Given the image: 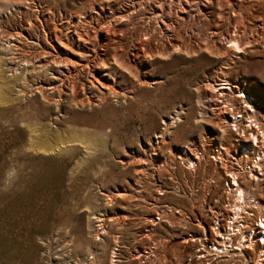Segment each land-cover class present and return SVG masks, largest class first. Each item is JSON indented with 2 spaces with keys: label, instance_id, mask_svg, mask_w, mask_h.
<instances>
[{
  "label": "rangeland",
  "instance_id": "1",
  "mask_svg": "<svg viewBox=\"0 0 264 264\" xmlns=\"http://www.w3.org/2000/svg\"><path fill=\"white\" fill-rule=\"evenodd\" d=\"M51 30L84 40L66 35V49ZM234 32L243 48L228 55ZM59 45L81 59L71 79L86 83L90 106L31 86L42 78L49 88L41 68H59L54 58L68 55ZM0 56L1 88L21 76L0 88V264H149L139 254L154 237L164 238L156 264H184L200 209L225 197L211 155L243 149L210 83L232 84L235 112L241 90L264 108V0H0ZM112 81L116 93L103 84ZM41 130L50 144L86 133L97 149L43 150ZM197 151L204 158L189 168ZM253 190L264 203V181ZM168 204L182 214L165 213Z\"/></svg>",
  "mask_w": 264,
  "mask_h": 264
},
{
  "label": "built area",
  "instance_id": "2",
  "mask_svg": "<svg viewBox=\"0 0 264 264\" xmlns=\"http://www.w3.org/2000/svg\"><path fill=\"white\" fill-rule=\"evenodd\" d=\"M249 96L246 93L247 104H252L256 108V111L251 110L250 113H255L257 117V123H255V118H252L251 128L252 130H258L259 127L264 128V108L252 100L253 98L249 99ZM245 104L246 102H243L242 99V106H245ZM239 106H241V102ZM230 107L231 112H235L233 109H237V106L231 105ZM262 108L263 112L261 111ZM243 109L242 107V109L236 110L240 113V117L244 113L249 114ZM233 130L238 135L236 141L240 147L243 142L239 139L238 131L235 128ZM234 150V153L229 152L226 146L220 145L215 148L213 155H211V160L222 170L225 197L222 198L217 194L210 195L208 201L205 202V208L200 209V217L197 223L200 225L201 230L196 235L189 233L193 247L184 264H264V258H259V254H264V203L254 191H251L250 186L241 194H239V191H235V187L230 190L234 179H238L246 187L248 183L242 178L248 177L253 183L259 182L261 184L264 181V169H255L254 174L244 169L238 164L240 148ZM225 152L227 155H225ZM192 155L190 156L192 160L188 162L187 159L186 164L189 168L196 169L201 159L204 158V153L197 151ZM223 161L226 162L227 168L223 167ZM234 194L240 196L238 204L242 205L243 209L235 206L232 199ZM173 211L175 214H182L181 209L178 207L168 204L164 208V212L167 214ZM152 219L154 224H157L162 221L163 217L162 214L157 212ZM207 219H209V222L206 221ZM163 241V237H154L149 241L146 248L139 254V258L143 263H157L155 257ZM163 264H167L165 260Z\"/></svg>",
  "mask_w": 264,
  "mask_h": 264
},
{
  "label": "bare ground",
  "instance_id": "3",
  "mask_svg": "<svg viewBox=\"0 0 264 264\" xmlns=\"http://www.w3.org/2000/svg\"><path fill=\"white\" fill-rule=\"evenodd\" d=\"M107 32L108 33L109 32H112V34H110V35H114V34H116L117 31H116V28L115 27L112 28L111 26H109V27H107ZM66 35L67 36H70L71 39H74V45L79 44L81 41L84 40V34H82V33H78V34H76V33L75 34H72L71 33V34H69L68 32L67 33H64V31H63L60 34V33L56 32V30H51V32H49V38H50V40L58 41L62 46L66 47V49L67 48L69 49V48H72V46H70L68 43H66V42L63 41V39L65 38ZM76 35H77V37H76ZM86 35L89 36V32H86ZM230 35H231L230 38L229 39H226V40H228V42H230L231 44L226 46L225 52L228 55H232L233 53H239L242 50V48H243L241 46V43L239 41V38H237V36H234L235 35V32H234L233 35L232 34H230ZM106 39L109 40V41L110 40H113L114 42L117 41V39H115L113 36H108ZM141 41L142 40H140V42ZM52 46L55 49V46L54 45H52ZM62 46L59 45V50L58 51H60V53L61 52H67L68 55H66V57H64V58L63 57H59V58L58 57H55L54 58L53 64L54 65H59V68L57 70L53 66H51V68H46L48 66V64H43V66L41 68L42 69V73L47 77V80L46 81H47V84H48L49 88H47L45 86V84L42 83L43 80H45V79H42V78H39V81L41 80V82L33 83L31 86H35V88L37 89V91L38 92H41V94H43L47 99H49V101L52 100L54 102L56 100L58 101V99L59 100L65 99V98H67V96H69L71 94V96L74 98L73 100H75L74 102L78 103V105L81 104V106H87V105L90 106V104H92L93 101H92V98H90L89 96L86 95V93H87L86 92V90H87L86 83H84V82L81 83V82H79L77 80L71 79V78H73L72 72H73V70L76 67L77 62H78L76 60H78L79 58H72V57H70L69 56L70 55L69 52L67 50H64L62 48ZM174 46H175V48L178 47L177 44H175ZM79 60H81V59H79ZM3 62H4V59H3V57L0 56V64H1V66H2ZM11 62H13V61H11ZM91 67H88V68L87 67H83V70L85 71L84 73H86L89 76L90 75H93V70H92ZM51 70H54L55 71L54 72L55 73V78H53V77L50 76L49 71H51ZM20 77L21 76L18 73L17 74H11L10 75V78L9 77H6V76L2 77L6 81H4V84H2V88L0 87L1 88V91L3 93L5 91L6 92H9L12 83H14V81L17 80V79H18V81H20ZM61 82H63L64 84H66V86L65 87L63 86L62 87L61 86ZM103 84L106 85V86H108L109 89L111 90V92H113V93H116L117 92L116 91V84H115V82L112 81L111 84H105V83H103ZM210 85H211V88H213V92H215V93L218 94V96L215 97V100H217L219 102H222V104H224L220 108H222L223 111H224V109L225 110L226 109L230 110L231 107H229V105H230L229 103H230L231 99L230 98H227V96L225 97V95H228V92H231L232 93L234 91L233 90L234 87L232 86V84L230 82H227L226 81V82H222V83H210ZM239 89H241V88H239ZM70 91H71V93H70ZM229 95H232V94H229ZM212 96H214V95H212ZM221 97H224V99L221 100L220 99ZM243 97L245 98L246 97V94H244L243 91L241 90L238 93V95H237V99L238 100H241V102H242V99H243V102H246V105L245 106H242V107L245 109V112H247V114L248 113L249 114L246 115V113H245V114H242V117H240V113L239 112H235L234 113V112H231L230 111V113H231L229 115L230 120H225V122L228 121L229 126H230L229 128H233L234 129L236 127L235 129L238 131L239 136H240L239 139L242 140V142H243L242 143L243 149L241 150V152H239L240 154L238 155V164H241L242 165L244 163L245 165H243L244 167L243 166L242 167L244 169H246V170H249L252 174H254L253 172L255 171V169H258V168L264 169V128L259 127L258 130H252V128H251V126L253 124L252 118H255V123H257V117L255 116V113H250V112H251V110L252 111H256V108H254V106L252 104L248 105L247 104V102H248L247 101V98L244 99ZM249 99H250V97H249ZM37 125L39 126V124H37ZM43 129H45V128H43ZM225 129H227V128H225ZM225 129H223L224 132H225ZM41 131H43V132L36 131V134L37 135L36 134L35 135H36L37 141H40L41 143H43L41 147H40L41 144L39 142L37 143V144H40L39 147L40 148H43V150L44 149L45 150L52 149L53 151L54 150H57V149L58 150H64V149L67 150V148L70 147V143L72 141H74V142H76V141L81 142L83 144V147L85 148V151L87 152V155L90 154V153H92L94 150L97 149L98 143L95 140L89 138V136H87L88 134H86V133H82V134L80 133L79 134V133L75 132L76 130H74L75 133L74 132L72 133V131H71V133L69 132L70 134L67 135L66 138L65 137H63V138L60 137L59 138V141L56 140L55 143H52L51 142L52 144H50L49 143L50 141L48 142L47 137L44 135L45 134L44 133L45 130H41ZM98 131H101V130H98ZM83 132H85V131H83ZM96 137H97V135L95 136V138ZM72 147H73V145H72ZM225 155H227L226 152H225ZM256 159H260V161L259 162H255ZM83 160H84V158H83ZM191 160L192 159H190V157H189L188 162H190ZM84 164H86V163H84ZM223 167L224 168H227V164H226L225 161H223ZM242 179L244 181H246V182H249L252 185L251 186L250 185H247V187H246V185L244 183L241 184L238 179H234V182H233L232 186L230 187V190H233V187H235V191H239V194H241V192L245 191L248 188V186H250L251 191H254L253 188L257 187V185L259 184V182L258 183L254 182L255 183L254 184L253 181H251L248 177L245 178L246 180L244 178H242ZM236 184H237V186H236ZM226 190H228V189L226 188ZM235 195L236 194H234L233 197H232L233 201L235 202L234 203L235 206H237L238 208H242L243 209L244 207H242V205L238 204V200H239L240 196H235ZM97 218H99V217H97ZM101 219L102 218H99L100 221H101ZM263 227H264V222H263ZM100 230H101V228H100ZM98 235H99V231H97V233H96V236H98ZM65 249L67 250V248H65ZM262 257L264 258V254H259V258H262ZM88 263H91L90 259H87L86 260V264H88Z\"/></svg>",
  "mask_w": 264,
  "mask_h": 264
}]
</instances>
